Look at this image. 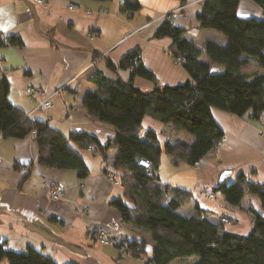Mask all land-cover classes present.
<instances>
[{
    "label": "crops",
    "instance_id": "obj_1",
    "mask_svg": "<svg viewBox=\"0 0 264 264\" xmlns=\"http://www.w3.org/2000/svg\"><path fill=\"white\" fill-rule=\"evenodd\" d=\"M122 1L52 0L42 5L32 0H0V79L9 81L10 101L24 117L29 114L60 130L89 171L80 177L75 169L42 164L35 132L22 138L0 133V236L12 250L35 248L58 264H145L129 244L146 237L153 247L150 234L124 223L112 205L116 199L129 203L123 185L111 173L117 146L104 155L89 151V143L74 138L87 134L106 144L116 136L113 126L93 120L83 105L84 97L97 90L89 76L97 68L115 76L107 60L118 64L139 48L156 81L137 76L136 87L150 92L156 86H175L190 79L185 66L174 62L170 50L173 39L154 37L156 27L125 38L133 28L159 15L176 13L172 23L186 29L184 36L203 50L200 58L210 64L212 72H224L225 66L210 61L205 44L226 45L228 38L201 26L198 15L204 0H139L137 12H125ZM69 4L74 7L69 8ZM238 14L264 19V9L253 0H240ZM12 34L21 37L22 45L8 43L7 36ZM241 71L251 79L264 74V68L255 62L242 66ZM119 74L124 80L130 77L129 70L120 69ZM28 86L42 90L44 97L51 96L52 107L32 112L35 102L25 93ZM212 113L224 131L222 141L192 166L162 152L156 173L162 181L192 192L191 202L179 209L181 214L192 216L199 204L211 213L213 222L226 215L232 220L226 229L247 234L255 224L251 210L264 217L259 195L247 191L240 204L232 206L216 188L226 169L233 171L227 184L235 183L241 175L250 183L264 182V111L259 118H254L252 111L236 115L216 107ZM142 126L141 136L154 130L162 146L167 141L195 139L149 114ZM52 181L66 188L61 200L50 198L47 184ZM101 232L118 244L100 243L97 238ZM183 259L193 264L199 256L177 260ZM0 264L9 262L2 259Z\"/></svg>",
    "mask_w": 264,
    "mask_h": 264
},
{
    "label": "trees",
    "instance_id": "obj_2",
    "mask_svg": "<svg viewBox=\"0 0 264 264\" xmlns=\"http://www.w3.org/2000/svg\"><path fill=\"white\" fill-rule=\"evenodd\" d=\"M253 1L264 9V0ZM239 3L240 0H204L198 15L202 27L213 28L228 38L226 45L211 41L205 44L210 61L224 65V72H212L210 64L200 58L203 50L184 36L186 29L166 21L156 29L154 37L173 39L172 56L183 57L190 74L185 83L156 86L150 92L136 87L134 78L137 76L156 81L154 72L144 64L139 48L118 64L107 60L108 69L115 76H108L99 68L89 76L97 90L84 97L83 105L93 120L113 126L116 136L106 144L87 134H77L74 138L97 145L104 155L112 146H117L112 165L123 172L121 183L129 203L116 199L112 205L120 212L124 223L150 234L151 251L146 237L129 244L132 253L143 257L145 264H171L192 256H199L194 264H264L262 215L251 210L255 224L247 234L226 229L221 219L213 222L211 213L199 204L194 206L192 216H184L179 209L190 202L192 192L162 181L156 173L162 152L192 166L222 141L224 131L213 116V107L236 115L252 111L254 118H259L264 111V74L251 79L241 71L242 66L250 62L264 68V19L240 17ZM140 8L139 0L122 3L125 12H137ZM7 39L10 44L23 43L16 34ZM120 69L130 71L128 80L120 76ZM9 90V81L2 77L0 133L22 138L35 132L42 164L75 169L80 177L87 176L89 171L82 157L70 147L68 138L47 121L24 117L10 101ZM148 114L193 135L194 141H167L162 146L154 130H147L142 137L143 118ZM141 158L150 159L152 167L147 169L140 165ZM216 189L224 194L229 205H239L250 191L259 195L264 207V182L250 183L241 175L232 184L219 182ZM2 259L9 264H58L35 248L24 252L12 250L0 236Z\"/></svg>",
    "mask_w": 264,
    "mask_h": 264
},
{
    "label": "built area",
    "instance_id": "obj_3",
    "mask_svg": "<svg viewBox=\"0 0 264 264\" xmlns=\"http://www.w3.org/2000/svg\"><path fill=\"white\" fill-rule=\"evenodd\" d=\"M32 1L34 3H37V4L45 5L49 1H52V0H32ZM126 1H128V0H123L122 3L126 2ZM73 7H74L73 4H69V8H73ZM179 11H177V12H179ZM175 15H176L175 12L171 13V14H166V15L165 14L159 15L155 19L146 21L141 26L133 28L130 32H128L126 34L125 38L132 36V35H138L142 31H144L150 27L158 28L159 26H161L166 21L172 22V19ZM174 62L178 65H183V66L185 65V60L181 56L174 58ZM25 93L35 102V106H34L32 112H34V111H46V110L51 108V106H52L51 96H45V97L42 96V95H44V92L42 90H40L39 88L34 87V86H28L25 88ZM28 116H29V114L26 117H28ZM88 150L89 151H95L98 153V147L95 144H90L88 146ZM138 163L147 169H150L152 167V161L148 158H141V159H139ZM47 187H48V192H49L50 198L54 201L61 200L66 195V188L62 184H60L59 182L52 181V182L47 184ZM221 221L225 225H230L232 223L231 219L228 216H222ZM97 240L100 243H106V244H114L116 242V240L114 238H112L111 236H109V234H107L106 232H101L99 234Z\"/></svg>",
    "mask_w": 264,
    "mask_h": 264
},
{
    "label": "rangeland",
    "instance_id": "obj_4",
    "mask_svg": "<svg viewBox=\"0 0 264 264\" xmlns=\"http://www.w3.org/2000/svg\"><path fill=\"white\" fill-rule=\"evenodd\" d=\"M149 2H153V0L152 1H149ZM52 107V106H51ZM188 134V133H187ZM189 135H191V134H189ZM92 152H95V151H92ZM98 152H100V150L98 149ZM95 153H97V152H95ZM175 160V159H174ZM111 173L114 175V177H115V181L117 182V183H119V184H122L121 183V181H122V177H123V172L122 171H120V170H118V169H116V168H114V167H112V169H111ZM190 202H191V200H190ZM189 202V203H190ZM232 221V220H231ZM112 238H114V237H112ZM151 238V237H150ZM115 239V238H114ZM116 240V239H115ZM118 244V241L116 240V242L114 243V244H110V245H117ZM149 251H151V247L149 246ZM143 260H145L143 257H141ZM173 264H192V260H190V259H183V260H177V261H175ZM194 264V263H193Z\"/></svg>",
    "mask_w": 264,
    "mask_h": 264
},
{
    "label": "water",
    "instance_id": "obj_5",
    "mask_svg": "<svg viewBox=\"0 0 264 264\" xmlns=\"http://www.w3.org/2000/svg\"><path fill=\"white\" fill-rule=\"evenodd\" d=\"M233 171L232 169H226L222 172L220 178H219V182H224L226 181L231 175H232Z\"/></svg>",
    "mask_w": 264,
    "mask_h": 264
}]
</instances>
